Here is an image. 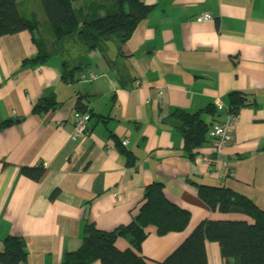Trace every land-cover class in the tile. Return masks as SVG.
I'll return each mask as SVG.
<instances>
[{"label":"crops","instance_id":"1","mask_svg":"<svg viewBox=\"0 0 264 264\" xmlns=\"http://www.w3.org/2000/svg\"><path fill=\"white\" fill-rule=\"evenodd\" d=\"M16 1L20 11L25 0ZM71 1L86 19L115 5ZM139 1L150 6L148 15L105 53L88 51L75 39L51 53L55 40L44 10L39 18L28 12L39 23L43 50L52 54L42 63L23 65L42 50L29 29L0 36V123L13 121L0 129V253L7 237L22 238L27 258L19 264H62L80 245L87 223L104 231L129 224L153 182L189 211L190 221L180 232L148 229L140 246L148 264L164 261L203 221L253 223L244 213L211 209L199 196L201 185L230 187L264 210V0ZM206 12L212 18L199 20ZM62 50L70 51L69 58ZM66 64L78 68L72 81L63 76ZM90 71L100 77L79 80ZM234 91L251 94L255 103L239 109L224 151L233 175L219 176L195 157L212 155L211 132L225 114L215 101L227 106ZM46 97L56 106L32 114ZM177 110L199 112L209 127L193 157ZM82 112L89 113L87 133L74 138V115ZM25 167L43 173L36 180ZM115 246L125 250L131 243L120 237ZM205 247L208 264H236L218 242Z\"/></svg>","mask_w":264,"mask_h":264},{"label":"trees","instance_id":"2","mask_svg":"<svg viewBox=\"0 0 264 264\" xmlns=\"http://www.w3.org/2000/svg\"><path fill=\"white\" fill-rule=\"evenodd\" d=\"M41 4L55 40L51 53L60 51L68 39H75L88 51L98 50L105 53L110 42L126 41L135 26L150 11V6L139 0H115L112 11L103 16L86 19L81 11L73 7L71 0H41ZM38 28L36 18L28 19L20 14L16 0H0V36L25 29L34 33ZM38 40L37 45L41 50L42 38ZM51 53L42 48L36 58L24 60L23 65L42 63ZM77 69H69L66 64L64 78L72 81ZM254 103L252 95L246 92L234 91L227 95V106L233 113H238L240 108ZM79 104L80 101L77 102L78 106ZM55 106L53 97L41 98L33 105L32 114H41ZM214 108L211 112H214ZM174 115L180 122L186 151L193 157L192 151L206 141L209 127L200 119L199 112L190 114L177 110ZM12 122L7 120L0 123V129ZM23 171L36 180L43 173L42 168L25 167ZM198 190L200 198L211 209L241 212L253 219V223L203 221L159 264H208L206 241L218 242L222 255L233 259L236 264H264V210L248 197L227 186L201 185ZM144 197L145 203L129 224L120 225L112 231L101 230L94 223L85 224L80 245L66 252L62 264H93L95 261H100L101 264H148L140 254V246L149 233L148 229L154 228L159 235L183 231L189 224L190 213L167 199L161 183L150 184ZM120 237L126 238L131 246L125 250L118 249L115 242ZM26 258V243L22 238L9 236L4 240L0 264H19Z\"/></svg>","mask_w":264,"mask_h":264},{"label":"built area","instance_id":"3","mask_svg":"<svg viewBox=\"0 0 264 264\" xmlns=\"http://www.w3.org/2000/svg\"><path fill=\"white\" fill-rule=\"evenodd\" d=\"M199 20H210L212 18L210 13H203L200 17H198ZM100 77L99 74L95 72H88V73H80L79 80L80 81H93ZM136 87H139L136 85ZM215 105L223 106L225 109V114L222 117L221 121L214 126L211 132V151L212 155H197L195 157L196 161L200 164H205L208 169H212L214 173H219V176H232L233 171L230 168V162L224 157V151L226 147L229 145V143L234 138V130L236 127V124L239 120L238 113H233L229 111L228 106H225L221 101L218 99L215 101ZM89 119V113L82 112V113H76L74 115V121H75V132H74V138H81L86 135L87 133V121ZM123 143H126V140L123 141ZM222 170V172H221Z\"/></svg>","mask_w":264,"mask_h":264},{"label":"rangeland","instance_id":"4","mask_svg":"<svg viewBox=\"0 0 264 264\" xmlns=\"http://www.w3.org/2000/svg\"><path fill=\"white\" fill-rule=\"evenodd\" d=\"M36 1L37 2H29V0H25L22 3V5L20 6V11L22 13V16H24L28 19H31L32 17L28 15L29 11H34L35 14H38L39 11L40 12L43 11L41 0H36ZM37 17L39 18V14L37 15ZM46 26L48 27L49 24L47 23L44 27H46ZM49 29H51L50 26H49ZM34 35L37 38V40L40 38H43L42 35L40 34V32L37 30L34 31ZM62 52L64 53L65 57L69 58L70 51H68L69 53L68 52L66 53L65 50H62Z\"/></svg>","mask_w":264,"mask_h":264}]
</instances>
